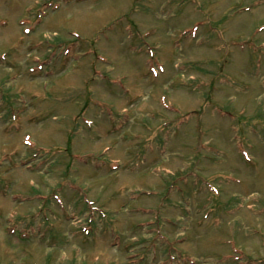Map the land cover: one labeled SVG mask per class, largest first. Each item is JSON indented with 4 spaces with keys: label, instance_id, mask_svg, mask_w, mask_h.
I'll return each mask as SVG.
<instances>
[{
    "label": "rangeland",
    "instance_id": "rangeland-1",
    "mask_svg": "<svg viewBox=\"0 0 264 264\" xmlns=\"http://www.w3.org/2000/svg\"><path fill=\"white\" fill-rule=\"evenodd\" d=\"M0 264H264V0H0Z\"/></svg>",
    "mask_w": 264,
    "mask_h": 264
}]
</instances>
